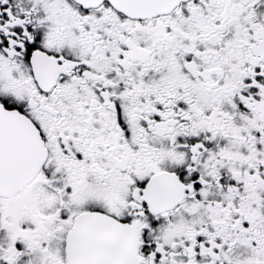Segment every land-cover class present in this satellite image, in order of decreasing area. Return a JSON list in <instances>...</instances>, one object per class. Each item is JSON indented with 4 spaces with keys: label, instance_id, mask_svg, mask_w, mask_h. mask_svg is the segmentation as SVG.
I'll return each mask as SVG.
<instances>
[{
    "label": "snow or ice",
    "instance_id": "1",
    "mask_svg": "<svg viewBox=\"0 0 264 264\" xmlns=\"http://www.w3.org/2000/svg\"><path fill=\"white\" fill-rule=\"evenodd\" d=\"M0 264H264V0H0Z\"/></svg>",
    "mask_w": 264,
    "mask_h": 264
}]
</instances>
